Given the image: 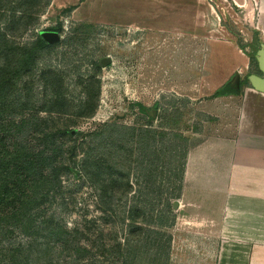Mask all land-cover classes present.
<instances>
[{
  "label": "rangeland",
  "instance_id": "obj_1",
  "mask_svg": "<svg viewBox=\"0 0 264 264\" xmlns=\"http://www.w3.org/2000/svg\"><path fill=\"white\" fill-rule=\"evenodd\" d=\"M63 1L0 3V29L15 46L31 47L42 31L61 26L60 40L38 51L34 69L7 88L0 123L17 127L4 143L10 149L23 137L38 153L49 143L42 141L44 132L54 135L53 146L63 156L59 185L40 207L41 230L32 236L18 228L7 233L11 226L5 222L0 264H11L13 254L16 264H184L176 256L170 214L175 212L168 204L179 193L184 153L204 138L203 133L192 135L190 128L200 129L205 118L203 104L192 93L198 69L189 45L184 63L173 56L167 77L161 41L129 29L75 22L73 11L65 12L72 6L63 7ZM215 3L223 27L251 54L256 30L229 0ZM25 12L34 19L26 29ZM11 20H18L21 31H14ZM14 56L13 49L2 54L0 46V77L7 76L5 66ZM108 57L111 63L104 67ZM257 72L254 63L250 74ZM171 106L181 107L173 118L165 111ZM49 109L54 112H45ZM48 229L54 231L50 237Z\"/></svg>",
  "mask_w": 264,
  "mask_h": 264
},
{
  "label": "crops",
  "instance_id": "obj_2",
  "mask_svg": "<svg viewBox=\"0 0 264 264\" xmlns=\"http://www.w3.org/2000/svg\"><path fill=\"white\" fill-rule=\"evenodd\" d=\"M64 1L63 7L74 8L75 22L161 41L167 77L173 56L184 63L189 45L198 69L192 93L205 116L200 129H190L204 138L185 152L172 204L176 256L184 264H264V94L232 84L236 75L243 84L253 64L223 27L215 0ZM229 2L264 42V0ZM228 83L233 92L214 96ZM177 110L165 111L174 116Z\"/></svg>",
  "mask_w": 264,
  "mask_h": 264
},
{
  "label": "trees",
  "instance_id": "obj_3",
  "mask_svg": "<svg viewBox=\"0 0 264 264\" xmlns=\"http://www.w3.org/2000/svg\"><path fill=\"white\" fill-rule=\"evenodd\" d=\"M3 1L4 0H0V3ZM27 4L30 6L32 5L31 7H33V3ZM73 10L74 8L71 7L66 9L65 12H72ZM1 11L2 6L0 7V19L4 16L3 13L1 14ZM24 19V26L26 29L32 24L34 19L29 16V12L24 13ZM11 21L12 26L15 29L14 31H21L17 28L18 20ZM21 21H23V19L19 20L20 24ZM60 27L61 26L59 25L52 31L59 33ZM86 28L87 27H84L83 30ZM80 29L82 31V27ZM256 35L253 40V44L256 47H254L251 54H248L252 64H257L255 56L261 45L260 41L258 42ZM7 40L6 34L0 29L1 53L5 54L6 50L10 49L15 51V58H13L12 61L10 60L5 66L8 71L7 76L5 75L3 78L0 77V107L3 106L6 96L8 95L7 88L14 86L13 81L19 79L21 75L27 73V71L34 69L38 60V51H42L45 48L54 45L46 43L41 36L38 37L37 42L31 47L15 46ZM237 45L245 52L247 46L244 45L242 41H238ZM9 71L12 74L11 77L9 76ZM242 85L250 86L247 78L243 81L241 87ZM233 91L231 83H228L223 88L218 90L214 96L218 97L226 95ZM89 95L92 96L91 94ZM139 106L141 111L147 115L148 110L142 105ZM52 110L54 109L45 110V112L53 113L54 111ZM169 119L170 117L167 118L166 122L169 121ZM2 126H4L3 129ZM2 126L0 123V228L3 226V229H5V222H7V224L11 226L7 227V233H10L11 228H18L24 234L32 236L37 233L38 229L41 230L42 223H38L39 215L41 212L43 213V210H40L41 205L51 198L52 190L59 185L60 171L58 163L61 161L63 156L61 155V149L53 146L54 142L50 137H53L54 135H47L44 132H42V141H48L49 143L41 151H38V153L32 152L33 150L28 147V143L23 140V137L16 138L10 149H7V144L4 143V136L7 134L15 136L16 133L12 132V130H14L17 125L10 122ZM28 132L29 131L27 130L26 133ZM145 142L147 143L152 141L149 140ZM49 145L53 147L51 151L48 150ZM57 152H60V154ZM185 157L186 153L182 158L184 159ZM181 168L182 171L183 166ZM168 207L171 208L172 203H169ZM170 214L172 226L175 222V215L172 213ZM53 221L54 219L52 218V221L49 222ZM52 233H54V231L48 229L49 237ZM29 248L32 249L33 246H29ZM16 257L17 256L15 254L11 256V264H16L15 262L18 260ZM31 261H33V259Z\"/></svg>",
  "mask_w": 264,
  "mask_h": 264
},
{
  "label": "water",
  "instance_id": "obj_4",
  "mask_svg": "<svg viewBox=\"0 0 264 264\" xmlns=\"http://www.w3.org/2000/svg\"><path fill=\"white\" fill-rule=\"evenodd\" d=\"M41 37L48 44L57 43L60 40V34L53 31H43ZM256 61L258 65V72L247 76V80L252 88L264 94V44L260 45L259 50L256 53ZM111 63V59L108 57L102 61V65L105 67ZM232 84L236 85L237 89L241 86V77L236 75L232 80ZM155 112L152 111V117H155ZM177 208V205H175Z\"/></svg>",
  "mask_w": 264,
  "mask_h": 264
},
{
  "label": "built area",
  "instance_id": "obj_5",
  "mask_svg": "<svg viewBox=\"0 0 264 264\" xmlns=\"http://www.w3.org/2000/svg\"><path fill=\"white\" fill-rule=\"evenodd\" d=\"M43 32V31H42Z\"/></svg>",
  "mask_w": 264,
  "mask_h": 264
}]
</instances>
